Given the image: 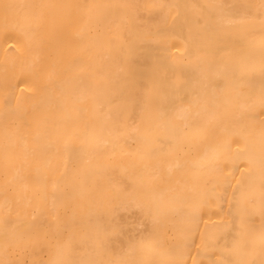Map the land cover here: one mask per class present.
<instances>
[{
    "label": "bare ground",
    "instance_id": "obj_1",
    "mask_svg": "<svg viewBox=\"0 0 264 264\" xmlns=\"http://www.w3.org/2000/svg\"><path fill=\"white\" fill-rule=\"evenodd\" d=\"M263 24L264 0H0V185L29 191L0 188V264H264Z\"/></svg>",
    "mask_w": 264,
    "mask_h": 264
},
{
    "label": "rangeland",
    "instance_id": "obj_2",
    "mask_svg": "<svg viewBox=\"0 0 264 264\" xmlns=\"http://www.w3.org/2000/svg\"><path fill=\"white\" fill-rule=\"evenodd\" d=\"M257 25H258V24H257ZM263 25H264V24H263ZM261 26H262V25H261ZM252 28H253V27H252ZM256 31H257V30H256ZM261 32H264V31L261 30ZM251 33L254 34L255 31H254V32H251ZM251 33H250V34H251ZM243 79H244V78H243ZM245 81H246V80H245ZM245 81H244V82H245ZM247 81H248V80H247ZM241 82H243V81H241ZM241 84H243V83H241ZM243 85H244V86H247V84H246V85L243 84ZM239 88H240V87H239ZM241 88L243 89V91H245L244 89L248 90L247 87H246V88H243L242 85H241ZM249 90H250V89H249ZM240 91H241V90H240ZM243 91H242V92H243ZM232 92H233V91H232ZM232 92H231V93H232ZM236 92H237V91H236ZM252 93H253V90H252ZM235 95H238V94L234 93V95H231V97L234 99ZM233 96H234V97H233ZM262 96H263V95H261L260 97H262ZM237 97H238V96H236V98H237ZM236 98H235L233 101H235ZM228 99H229V98H228ZM228 110L230 111V109H228ZM234 118H235V117H234ZM236 119H237V118H236ZM236 119H235V120H236ZM238 124H239V122H238ZM236 127H237V126H236ZM236 127H235V128H236ZM240 127H241V126H240ZM237 128H238V127H237ZM240 129H241V128H240ZM238 130H239V129H238ZM235 131H236V130H235ZM236 133H237V131H236ZM230 135H231V134H230ZM234 135H235V136H234ZM234 135H233V139H234L236 136L238 137V133H237V134H234ZM244 135H245V134H244ZM245 136H246V135H245ZM229 137H230V136H229ZM247 137H248V135H247ZM247 137H245V139L243 140V144L245 143L244 141H245L246 139H248ZM228 139H232V138H228ZM235 139H237V138H235ZM235 139L233 140V144H234V143L237 144V142L235 141ZM234 141H235V142H234ZM237 141H238V139H237ZM228 142H229V140H228ZM229 144H230V143H229ZM243 144H242V145H243ZM234 145H235V144H234ZM245 145H246V144H245ZM246 159H247V158H246ZM246 159H245V160L243 159V160H244L243 163H245V162L247 163ZM248 161H249V160H248ZM249 163H250V162H249ZM236 164H237V161H236V163H235V166H236ZM246 165H247V164H246ZM69 169H70V168H69ZM53 170H54V169H53ZM53 170H52V171L49 170V173L54 174V173H53ZM60 170H61V169H60ZM60 170H59V171H60ZM62 170H63V174L66 176V177H65V176L62 175V176H63V178H62L63 180H61L60 176H57V177L60 178V179L58 178V180H56L57 177L54 178V177L58 174V169H57V170H56L57 172L54 170V171L56 172V175H55V174H54V175L51 174V175L53 176V180L50 179V175H49V179H47L48 177L46 178V179L48 180L46 184H48V183L50 182V180H51V183H50V184H52V186L54 187V185H53L54 183H53L52 181L56 180V182H57V181L60 180V181H63V183L61 182V183H62V184H61L62 186H63L64 183H65V185H68V186L65 187V189L68 191L69 185H70L71 183L73 184V182L75 181V180H74L75 177H77V178H75L76 181L78 180V177H80L78 181H81V176H79L80 173L77 174V172H76V171H78L77 169H76V171L73 170L72 168L70 169L71 172H72V170L76 172V173L73 172L74 175H72V176L74 177V178H73L74 181H73V180H70L72 177H71V178L69 177L70 179H67V176H69V175H68V173H66V172H69L70 170L65 169L66 172L64 171V169H62ZM67 170H68V171H67ZM60 172H62V171H60ZM64 172H65V173H64ZM71 172H70V176H71V174H72ZM8 173H9V172H7V174H5L6 177H7V176L9 177ZM10 173H11V172H10ZM12 173H13V174H12ZM12 173H11V174L14 176V175H15V174H14L15 172H12ZM19 173H20V172H19ZM19 173L16 172V174H18V175H19ZM25 173H26V172H25ZM25 173H24V174H25ZM27 173H28V172H27ZM32 173H33L34 176H35V173H36V172H35V173L32 172ZM37 173H38V174H37V177H38L39 175H40V176H43V174H46V172H45V173L41 172L40 174H39V172H37ZM49 173L47 172V174H49ZM2 174H4V173H2ZM20 174H22V173H20ZM28 174H29V173H28ZM41 174H42V175H41ZM61 174H62V173H61ZM66 174H67V175H66ZM58 175H60V173H59ZM75 175H76V176H75ZM77 175H78V176H77ZM13 176H10V177L12 178ZM21 176H22V175H21ZM27 176H28V175H27ZM30 176H32V174L29 175V177H30ZM40 176H39V177H40ZM46 176H47V175H44V176H43V180H44V178H45ZM2 177H3V178H2V179H3V182H1V184L3 185V183L6 182V179H7V178H4V175H2ZM15 177L18 179L17 176H15ZM15 177H14V179H16ZM23 177H24V176H23ZM37 177H36V179H35L34 177H33L34 179H33V178H32V179H33L34 181H37V180L39 179V177H38V179H37ZM19 178H22V177H19ZM25 178H27V177H25ZM40 178H42V177H40ZM51 178H52V177H51ZM65 178H66V179H65ZM8 179H10V178H8ZM46 179H45V181H46ZM11 180H12V179H11ZM21 180H23V179H21ZM28 180H29L31 183L33 182V180L31 181L29 178H28ZM28 180L24 179L23 181H24V182H27ZM39 180H40V179H39ZM39 180H38V181H39ZM66 180H67L68 182H71V183H68V184H67V183H66V182H67ZM17 181H20V179H18ZM23 181H22V182H23ZM45 181H44V182H45ZM60 181H59V182H60ZM64 181H66V182H64ZM78 181H77V183H78ZM7 182H8V180H7ZM13 182H15V180L11 182V184H12L13 186H12V185H11V186L9 185L10 187H13V188H11L12 192H13V191H16V189H17V188L19 189V187H20V185H18L20 182H17V183H18V184H17L18 187H17V185H16V186H15L16 189L13 190V189L15 188ZM24 182L22 183V185L24 184ZM40 182L43 183V181H40ZM40 182L38 183V185L40 184L39 189H41V185H42ZM56 182H55V183H56ZM59 182H58V183H59ZM31 183H30V184L28 183V188L30 187L29 185H31ZM6 184H7V183H6ZM9 184H10V182H9ZM15 184H16V182H15ZM25 184H26V183H25ZM33 184H34V183H32V185H33ZM46 184L43 183L44 187H45V188H48V187H47L48 185L46 186ZM74 184H75V183H74ZM79 184H81V183H79ZM79 184H78V186H80ZM2 185H0V188H1V190L3 191V189H5V188H2ZM4 185H5V183H4ZM32 185H31V186H32ZM36 185H37V184H36ZM58 185H59V184L56 183L55 186H57V187H54V188H56L55 190H56L57 192H58V191H59V193L61 192V193H60V198H61L62 196L64 197V195L62 194L64 191H63V192L60 191V190H62L63 188H62V186H61V188H62V189H61L60 186H59V188H60V190H59ZM75 185H76V184H75ZM9 186H8V184H7V187H6V185H5V187L8 189V191H6V192H7V195H6V192H5L6 197L8 196V192H9V191H10L9 194L12 193L11 190L9 189V188H10ZM26 186H27V185H25V187H26ZM72 186H73V185H70V187H71L70 189L73 188ZM3 187H4V186H3ZM8 187H9V188H8ZM35 187H36V186H35ZM67 187H68V188H67ZM74 187H75V186H74ZM22 188L24 189V187H22ZM22 188H20V190H21ZM30 188H31V187H30ZM33 188H34V186H33ZM45 188H44V194H45V197H47L49 191H50L49 194H51V191H55V190H52V189H54V188H52L51 186H49V188H50L51 190H50L49 188L47 189V191L49 190L48 192L46 191ZM76 188H78L77 185H76ZM76 188H75V189H76ZM79 188H80V187H79ZM79 188H78V190H76V191H75V189L73 188V189H74V192H76V193L79 194V193L81 192V189L79 190ZM7 189H6V190H7ZM73 189H72V191H73ZM20 190L17 191V193L19 192L18 194H19L20 196H23V194L26 193V191H27V190H26V191H24L23 193L21 192V193H22V194H21V193H20ZM28 190H30V189H28ZM31 190H33V189H31ZM34 190H36V189H34ZM42 190H43V188H42ZM2 191H1V192H2ZM21 191H22V190H21ZM70 191H71V190H70ZM77 191H80V192H77ZM1 192H0V193H1ZM27 192H29V191H27ZM34 192H36V191H34ZM46 192H47V194H46ZM57 192H55L56 195L58 194L57 196L54 194V192L52 193V194H54V196H55L56 198H55L53 195H51V197L53 196V198L56 199L55 203H57V202L59 201V199H60V198L57 199V197H59V193H57ZM74 192H73V195H76V196H77V194L74 193ZM17 193H12V194L16 195ZM36 193L38 194L37 196H40V195H39L40 192L38 193V191H37ZM36 193H35V194L33 193V194L36 195ZM42 193H43V192H42ZM18 194H17V195H18ZM27 194H28V193H27ZM27 194H26V197L28 196ZM30 194L33 195L32 192H30ZM3 195H4V194H3ZM14 195H13V196H14ZM24 195H25V194H24ZM34 195H33V197H32V200L30 199V201H29L30 203L35 202V201L33 200V199H34ZM69 195H70V194H69ZM69 195L67 196V198H68V197H72V195H71V196H69ZM11 196H12V195H11ZM37 196L35 197L36 199H37ZM49 196H50V195H49ZM65 196H66V195H65ZM76 196H75V198H76ZM78 196H79V195H78ZM80 196H81V193H80ZM4 197H5V196H4ZM4 197H3V198H4ZM45 197L41 195V198L44 199ZM51 197H50V198H51ZM3 198L0 197L1 206H5V207H6L5 203H7V202L9 203L10 195H9V200H8V198H6V199H3ZM17 198H19V197H17V196L15 197V196H14V198H12V201H13V199L15 200V203H13V204H16V203H20V202H21V201H20V202H19V201L16 202V199H17ZM41 198H39V199H41ZM50 198L48 197L49 200H50ZM67 198H65V199H66L65 201L67 202V204H68V203L71 204V205H72V204H73V205L75 204V205L77 206V204L80 203V197L77 198V199H79V200H78V203H77V201H76L77 204L74 202V200L71 201L70 198H69V199H70V202H68L69 200H67ZM20 199L23 201L25 198L22 199V198L20 197ZM20 199H19V200H20ZM27 199H28V198H27ZM27 199H25L26 202H27ZM55 199H52V200H51V201H52L51 204H50V201H47V202H49V203H47L48 205L45 203L46 206L51 205V208H50V206H49V209H52V207H54L53 211L56 210V211H55V215H57L58 213H60L59 215H60V216H63V215L65 214L66 211L68 212V208H69V212L71 213V211H70V207H69V205H67V204H66V206L64 207V208H67V210H66V209H63V210H65V211H63V210L61 209V208L63 207V206H61L63 203L60 204V206H61V208H60V209H61V212H60L59 210H57V208H56V206H55V203L53 202V200H55ZM63 199H64V198H62V200H63ZM72 199H73V198H72ZM77 199H75V200H77ZM6 200H8V201L6 202ZM44 200H45V199H44ZM2 201H3L4 204L2 203ZM10 201H11V200H10ZM13 202H14V201H13ZM26 202H25V204H26ZM29 202H28V203H29ZM39 202H43V201H42V200H39ZM39 202L36 201L34 204L37 203L38 205H41V204H39ZM44 202H46V201H44ZM44 202H43V203H44ZM60 202H63V201H60ZM60 202H59V203H60ZM66 202H65V203H66ZM71 202H72V203H71ZM73 202H74V203H73ZM53 203H54V204H53ZM59 203L56 204V205H59ZM65 203H64L63 205H65ZM2 204H3V205H2ZM34 204H29V206L32 207V206H34ZM37 204L35 205L36 207L38 206ZM52 204H53V205H52ZM9 205H10V203H9ZM9 205H8V206H9ZM20 205H21V204H20ZM20 205H17V207H19V209H20ZM71 205H70V206H71ZM1 206H0V209H1L4 213L10 214L9 216L11 217V219L17 217V216H16V213H17V212H16V209H17V208L12 209L13 207H16L15 205H14L13 207L9 206L11 209H10V208L7 209L8 206H7L6 208H5V207L3 208V207H1ZM21 206H22V205H21ZM23 206H24V204H23ZM23 206H22V207H23ZM25 206H26V205H25ZM25 206H24V207H25ZM41 206H42V205H41ZM41 206H40V208H41ZM60 206H59V207H60ZM79 207H80V206H79ZM79 207H78V208H79ZM26 208H29V207L26 206ZM42 208H43V207H42ZM42 208H41V209H42ZM44 208H45V207H44ZM44 208H43V209H44ZM78 208L76 207L77 211H78ZM29 209H30V208H29ZM32 209H33V207H32ZM37 209H39V208H37ZM37 209L35 208V212L32 210L34 214L37 213V212H36ZM43 209H42V213H41V211L38 210L39 213H41L42 216H40V214H39V216H40V217H39L38 214H36V217H35V218H33V217H34L33 213L30 212L31 209L27 212V213L30 212V214L32 213L33 217H32V216H31V217L33 218L34 221H37L36 219H37V217H39V218H38V219H39L38 221H40V222H38V226H40L39 224H40L41 222H43V223L45 224L44 221L46 220V218H44L45 216H43V211H44ZM47 209H48V208H46L45 212L47 211V212H46V215L48 216L49 212H48ZM71 209H72V208H71ZM5 210H7V212H5ZM21 210H23V209H21ZM24 210H25V209H24ZM24 210H23V212H25L27 209H26L25 211H24ZM72 210H73V209H72ZM17 211H18V210H17ZM19 211H20V210H19ZM51 211H52V210H51ZM53 211H52V212H53ZM12 212H13V213H12ZM15 212H16V213H15ZM63 212H64V214H63ZM69 212H68V214H66V215H68V216H66V215H64V216L69 217V220H72V218H70V216L74 214V213H73L74 210H73V212H72L73 214H71V215L69 214ZM80 212H81V208H80ZM80 212H79V213H80ZM4 213H3V214H4ZM19 213H21V212H19ZM19 213H18V214H19ZM47 213H48V214H47ZM56 213H57V214H56ZM7 214H5V215H7ZM62 214H63V215H62ZM76 214H78V213L75 211V215H74V216H71V217H73V218L76 217ZM44 215H45V213H44ZM51 215H52V214H51ZM53 215H54V213H53ZM69 215H70V216H69ZM79 215H80V217L82 216L81 213H80ZM79 215H78V216H79ZM7 216H8V215H7ZM49 216H50V214H49ZM78 216H77V217H78ZM52 217H53V216H52ZM52 217H50L49 219H51ZM54 217H55V216H54ZM66 217H64V218L66 219ZM80 217H79V218H80ZM7 218H8V217H7ZM40 218H41V220H43V219H45V220L41 221ZM60 218H61V217H60ZM62 218H63V217H62ZM8 219H10V218H8ZM47 219H48V217H47ZM54 219H55V218H54ZM80 219H81V218H80ZM51 220L53 221V219H51ZM63 220H64V219H63ZM52 221L48 220V221H47L48 223L46 222V226H45V228L43 227L44 230H42V227H40V231H38V232H36V233H39V232H41V230H42V234L46 233V235H47L49 232H47L45 229H46L47 226H48L47 229H49V226H50L49 224L54 222V221H53V222H52ZM49 222H50V223H49ZM54 223H55V222H54ZM81 223H82V222H81ZM81 223H80V224H81ZM34 224H36V223H34ZM41 224H42V223H41ZM42 225H43V224H42ZM36 226H37V224H36ZM43 226H44V225H43ZM35 228H36V230H39V229H37V227H35V225H34L33 229H35ZM38 228H39V227H38ZM79 229H80V228H79ZM81 229H82V227H81ZM81 229H80V230H81ZM36 230H34L33 232L35 233ZM44 231H45V232H44ZM48 231H49V230H48ZM43 232H44V233H43ZM82 232H84V230H83ZM82 232L80 231V234H82ZM30 233H32V232H30ZM32 234H33V233H32ZM42 234L40 233L38 236H37V234H35V236L40 237V235H42ZM30 235H31V234H29V235L27 236V238H28ZM47 236H48V235H47ZM47 236H46V237H47ZM80 236H81V235H80ZM83 236H84V235H83ZM33 237H34V236H33ZM33 237H29V238L33 239ZM42 237H43V236H42ZM42 237H40V238H42ZM19 238H20V240H22V239H21L22 237H18V240H16L17 238L15 239L16 242L18 241V242H17L18 245H19ZM44 238H45V234H44ZM47 238H48V237H47ZM47 238H46V239H47ZM81 238H82V237H81ZM81 238H80V240H82ZM23 239H25V237H24ZM38 239H39V238H37L36 240H38ZM71 239H72V238H71ZM71 239H70V242H72ZM26 240L28 241L29 239H26ZM40 240H42V239H39V241H40ZM43 240H44V239H43ZM22 241H23V240H22ZM44 241H45V240H44ZM44 241H42L41 244H43ZM16 242H15V243H16ZM20 242H21V241H20ZM25 242H26V241H25ZM29 242H30V241H29ZM22 243H24V242H22ZM80 243H82V241H81ZM36 244H37V243H36ZM20 245H21V243H20ZM37 245H38V244H37ZM47 245H48V244H47ZM71 245H72V243H71ZM22 246H23V245H22ZM26 246H27V245H26ZM13 247H14V246H13ZM13 247L10 248V252H11L12 249L14 250ZM15 247H16V246H15ZM17 247H18V246H17ZM17 247H16V248H17ZM34 247H35V246H34ZM41 247H42V245H41ZM44 247H45V246H44ZM19 248H20V246H19ZM21 248H22V247H21ZM28 248H31V247H28ZM42 248H43V247H42ZM35 249L37 250V248H35ZM35 249H34V250H35ZM20 250H21V249H19V250H18V249H17V250L15 249L14 251H16V252H11L10 254H16V253H17L18 251H20ZM30 250L33 251V248L30 249ZM48 250H49V249H48ZM48 250H47V251H48ZM39 251H40L39 254H41L42 252L44 253L46 250L44 249L43 251H42V250H39ZM82 251H83V249H82ZM20 252H21V251H20ZM21 253H22V252H21ZM30 253H31V251L29 252V249H28V254H27L28 257L24 255V256L27 258L26 261H28L29 258H32V256H33L32 253H33V252L31 253L32 256L29 257ZM35 253H36V252H35ZM43 253H42V254H43ZM47 253H48V252H47ZM47 253H46V256L50 257L49 254L47 255ZM17 255H18V253L16 254V258L19 256L18 258L20 259V255H18V256H17ZM34 255H35V254H34ZM13 256H14V255H11V257H13ZM24 256H23V257L21 256V257L24 259V258H25ZM40 256H41V255H40ZM43 256H45V254H43ZM13 258H14V257H13ZM18 258H17V262H18V260H19ZM22 258H21V260H22ZM33 258H34V257H33ZM33 258H32V259H33ZM35 258H36V257H35ZM14 259H15V258H14ZM32 259H31V261H32ZM15 260H16V259H15ZM15 260H14V261H15ZM21 260H20V262H21ZM24 260H25V259H24ZM59 260H60V259H59ZM35 261H36V259L33 260V262H35ZM60 261H61V260H60ZM60 261H59V262H60ZM20 262H19V263H20ZM22 262H24V261L22 260ZM33 262H32V263L30 262V264H34ZM15 263H16V262H15ZM24 263H26V262H24ZM36 263H37V262H36ZM54 263L57 264V262H55V261H54ZM54 263H52V264H54ZM62 263H63V262H62ZM17 264H18V263H17ZM26 264H27V263H26ZM49 264H51V263H49Z\"/></svg>",
    "mask_w": 264,
    "mask_h": 264
}]
</instances>
